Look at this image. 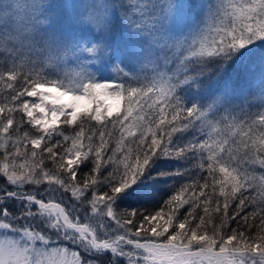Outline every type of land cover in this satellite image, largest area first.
Listing matches in <instances>:
<instances>
[{"label": "snow or ice", "instance_id": "1", "mask_svg": "<svg viewBox=\"0 0 264 264\" xmlns=\"http://www.w3.org/2000/svg\"><path fill=\"white\" fill-rule=\"evenodd\" d=\"M0 264H264V0H0Z\"/></svg>", "mask_w": 264, "mask_h": 264}, {"label": "trees", "instance_id": "2", "mask_svg": "<svg viewBox=\"0 0 264 264\" xmlns=\"http://www.w3.org/2000/svg\"><path fill=\"white\" fill-rule=\"evenodd\" d=\"M74 1L81 2V0H74ZM51 2H55V3H58V4H67V0H62V2H59V0H51ZM61 127H63V125H61ZM109 130L112 131V129H111L110 126H109ZM133 131H137V129L134 128ZM68 133H71V129H68ZM119 136H120L119 126H117V129L113 133V141H115L116 139H118ZM127 139L130 141L132 138L131 137H127ZM134 146L135 145H133V147ZM149 183H151V181H149ZM168 183L170 184L171 181H169ZM158 187L161 189V191L159 193L160 196H163L164 193L168 190L165 181H160L159 184H158ZM130 199H134V197H130ZM133 206L134 207H138L140 205L139 204H136V203H133Z\"/></svg>", "mask_w": 264, "mask_h": 264}, {"label": "rangeland", "instance_id": "3", "mask_svg": "<svg viewBox=\"0 0 264 264\" xmlns=\"http://www.w3.org/2000/svg\"><path fill=\"white\" fill-rule=\"evenodd\" d=\"M59 2H62V0H59ZM78 1H74V0H67V4H70V3H77ZM66 12H67V9H65ZM111 102V101H109Z\"/></svg>", "mask_w": 264, "mask_h": 264}]
</instances>
